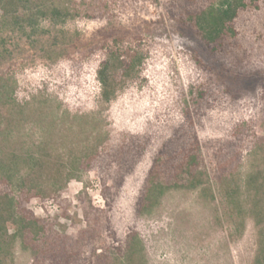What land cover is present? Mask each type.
Masks as SVG:
<instances>
[{
    "label": "rangeland",
    "instance_id": "374dc122",
    "mask_svg": "<svg viewBox=\"0 0 264 264\" xmlns=\"http://www.w3.org/2000/svg\"><path fill=\"white\" fill-rule=\"evenodd\" d=\"M76 2L83 12L95 15L76 17L57 29L80 40L75 43L77 47L52 49L49 57L18 53L17 93L21 98L36 99L37 112L25 122L33 127L36 137L46 138L57 154L78 153L93 143L115 141L123 134L148 138L144 156L127 177L110 213L113 232L105 233L102 242L122 243L135 231L144 241L148 264H252L257 241L252 220L247 222L244 236L230 242L227 228L215 224L214 205L198 192H171L152 216H139L136 202L159 149L184 123L192 88L210 92L196 130L213 180L214 151L230 138L243 142L241 180L254 169V137L264 136L259 87L264 73V0L259 2L260 9L244 10L236 20L239 36L231 44V73H220L216 68L210 73L197 64L195 57L208 64L210 60L196 39L179 33L166 13V0ZM108 46L123 48L122 52L129 55L140 52L143 63L106 103L100 95L97 71L107 57ZM43 109L48 110L47 118ZM11 127L18 128L17 124ZM101 180L89 171L68 184L63 199L70 202L73 216L83 219L81 194L95 207L105 208ZM29 208L44 219L62 213L61 203L51 199H34ZM59 222L69 233L76 232L70 221L60 217ZM15 264H32L31 255L19 245Z\"/></svg>",
    "mask_w": 264,
    "mask_h": 264
},
{
    "label": "trees",
    "instance_id": "16d2710c",
    "mask_svg": "<svg viewBox=\"0 0 264 264\" xmlns=\"http://www.w3.org/2000/svg\"><path fill=\"white\" fill-rule=\"evenodd\" d=\"M76 1L0 0V264H15L18 245L31 255L32 264H148L138 232H129L122 243L102 242L105 233L113 232L110 213L127 177L144 156L148 138L123 134L115 141L93 143L78 153L57 154L51 143L36 137L33 127L25 122L37 112L36 99L21 98L17 93L18 53L49 57L52 49L77 47L75 43L80 40L57 29L76 17L95 15L83 12ZM259 2L166 0L165 9L182 36L196 39L203 46L210 63L195 57L200 67L210 73L214 68L231 73V44L239 36L236 20L244 10L260 9ZM122 51L109 47L97 71L100 95L106 103L117 96L119 88L143 63L140 52L129 55ZM259 87L264 104V73ZM209 93L208 89H191L184 123L156 154L137 199L136 212L152 216L171 192H198L214 205L215 224L227 228L230 242L241 239L247 222H254L257 241L252 264H264V136L254 137L257 164L244 180L240 175L242 139L230 138L217 146L213 180L196 130ZM42 114L47 118L48 110L43 109ZM262 122L264 125V117ZM13 124H17V130L11 127ZM16 132L22 135L16 137ZM89 171L102 179L106 206L99 209L81 194L83 219H78L71 213L70 202L63 199V192L72 180ZM34 199L59 201L61 216H36L29 208ZM60 217L70 221L76 232L69 233L59 222Z\"/></svg>",
    "mask_w": 264,
    "mask_h": 264
}]
</instances>
